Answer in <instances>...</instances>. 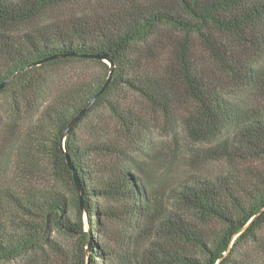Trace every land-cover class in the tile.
Masks as SVG:
<instances>
[{
  "label": "trees",
  "instance_id": "obj_1",
  "mask_svg": "<svg viewBox=\"0 0 264 264\" xmlns=\"http://www.w3.org/2000/svg\"><path fill=\"white\" fill-rule=\"evenodd\" d=\"M78 63L99 71L67 81ZM4 95L22 167L0 174V264H249L264 247V0H0ZM129 95L209 147L161 152Z\"/></svg>",
  "mask_w": 264,
  "mask_h": 264
},
{
  "label": "rangeland",
  "instance_id": "obj_2",
  "mask_svg": "<svg viewBox=\"0 0 264 264\" xmlns=\"http://www.w3.org/2000/svg\"><path fill=\"white\" fill-rule=\"evenodd\" d=\"M59 71L62 73L64 78L67 79V81H76L79 77L84 78L85 76L97 73L99 71V67L91 63H78ZM128 99L129 104L137 106L145 115V119L152 128V137L154 141L158 143V149H160L161 152L170 154L169 152L176 151L178 149L184 150L185 152L182 153L183 156H185L186 159H193L194 155L192 154H196L195 150H202L209 147V145L193 143V141L188 138L185 131L181 128H178L175 135H173L172 132L170 133L169 131L170 125L163 116L155 114L145 103L141 101V99H139V97L135 95H129ZM13 114L10 98L5 95L2 96L0 98V174L9 175L11 177H14L17 173L21 174L19 169L22 167L21 161L18 157L16 158L18 155L15 152L17 146L14 145V135H12V128L9 124L10 120H13ZM205 162L213 167H222V164L214 162L209 163L208 161ZM42 182L47 186L58 185V181L53 178L50 165H47V163L43 167ZM53 237L63 243H68L65 237L57 232H54ZM261 237L264 239V233L261 234ZM249 251H251L249 254V264H264V247L257 249L250 248ZM6 264L17 263L12 261Z\"/></svg>",
  "mask_w": 264,
  "mask_h": 264
},
{
  "label": "water",
  "instance_id": "obj_3",
  "mask_svg": "<svg viewBox=\"0 0 264 264\" xmlns=\"http://www.w3.org/2000/svg\"><path fill=\"white\" fill-rule=\"evenodd\" d=\"M101 59H104V58H101ZM111 66H113V63H111ZM111 81V76L109 77V79H108V82H107V84L105 85V87H103V89L100 91V93L98 94V95H100L103 91H104V89L106 88V86L109 84V82ZM97 95V96H98ZM97 97H95L87 106H86V108L85 109H83L77 116H76V118L72 121V123L70 124V126H69V128H68V130L66 131V133H65V136L68 134V133H70V131L73 129V127L75 126V124L81 119V117L86 113V111H88L90 108H91V106L94 104V102H95V99H96ZM68 162H69V160H68ZM75 181H76V183L78 184L79 183V181H78V178L75 176ZM80 197H81V201H82V194L80 195ZM88 264H91L90 263V261H88Z\"/></svg>",
  "mask_w": 264,
  "mask_h": 264
}]
</instances>
